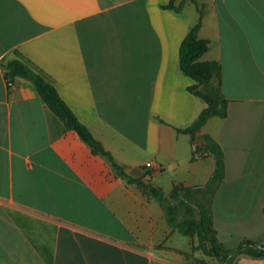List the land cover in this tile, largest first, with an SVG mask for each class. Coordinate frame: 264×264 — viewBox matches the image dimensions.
<instances>
[{"label":"crops","instance_id":"1","mask_svg":"<svg viewBox=\"0 0 264 264\" xmlns=\"http://www.w3.org/2000/svg\"><path fill=\"white\" fill-rule=\"evenodd\" d=\"M170 1L0 0V264H223L193 250L197 238H176L156 199L67 128L30 80L10 84L4 72L13 57L40 71L129 174L168 195L176 182L205 184L215 157L193 159L177 129L207 105L179 57L200 11ZM197 1L210 39L202 59L221 64L210 85L230 99L197 141L207 133L224 149L213 215L234 245L264 238V0Z\"/></svg>","mask_w":264,"mask_h":264},{"label":"trees","instance_id":"2","mask_svg":"<svg viewBox=\"0 0 264 264\" xmlns=\"http://www.w3.org/2000/svg\"><path fill=\"white\" fill-rule=\"evenodd\" d=\"M198 6L200 17L181 42L179 57L181 69L194 81L188 89L207 103L198 116L188 125L177 127L178 131L190 135L193 144L192 158L198 159L213 155L216 159V169L209 181L201 185H185L174 183L172 192L168 195L164 190L141 176L129 174L112 153L98 140L90 128L83 123L59 94L56 86L40 71L20 57L3 61V67L8 83L17 77L30 80L43 100L69 129H74L96 154L108 157L117 173L129 183H135L144 194L156 199L164 210L166 221L172 231H179L191 238H197L193 250H201L204 254L217 258L223 264H234L241 256L253 258L264 257V238L244 237L234 245L221 241L214 223L213 197L226 177L225 152L219 141L210 134H202V142L197 141L207 119L214 115L226 117L229 113L230 99L225 96L221 86L210 85L217 74L221 78V64L216 61L203 60L202 56L210 48V39L199 34L202 25V8L197 0H192ZM185 0L175 4L171 0L167 7L181 11ZM201 195L198 197V195ZM185 209V210H183ZM197 264H210L203 258H195Z\"/></svg>","mask_w":264,"mask_h":264},{"label":"rangeland","instance_id":"3","mask_svg":"<svg viewBox=\"0 0 264 264\" xmlns=\"http://www.w3.org/2000/svg\"><path fill=\"white\" fill-rule=\"evenodd\" d=\"M201 195L199 194L198 197H200ZM185 210V209H183ZM176 238H178L179 240H181V242H183L186 246L189 245V242L191 240V237L184 235L183 233L176 231Z\"/></svg>","mask_w":264,"mask_h":264},{"label":"built area","instance_id":"4","mask_svg":"<svg viewBox=\"0 0 264 264\" xmlns=\"http://www.w3.org/2000/svg\"><path fill=\"white\" fill-rule=\"evenodd\" d=\"M11 84H12V83H11ZM153 166H154V164H153L152 161L147 162L146 165H145V167H146L147 169L150 168V167H153Z\"/></svg>","mask_w":264,"mask_h":264}]
</instances>
